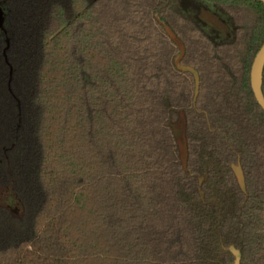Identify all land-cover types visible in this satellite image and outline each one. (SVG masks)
Wrapping results in <instances>:
<instances>
[{"label": "trees", "instance_id": "trees-1", "mask_svg": "<svg viewBox=\"0 0 264 264\" xmlns=\"http://www.w3.org/2000/svg\"><path fill=\"white\" fill-rule=\"evenodd\" d=\"M179 1L0 0V264H264V3Z\"/></svg>", "mask_w": 264, "mask_h": 264}, {"label": "rangeland", "instance_id": "rangeland-1", "mask_svg": "<svg viewBox=\"0 0 264 264\" xmlns=\"http://www.w3.org/2000/svg\"><path fill=\"white\" fill-rule=\"evenodd\" d=\"M176 9L189 16L210 41L222 43L233 38L232 17L218 0H180L176 4ZM2 19L0 16V24ZM171 130L176 143L178 159L183 162L187 157V147L182 115L172 121ZM0 202L14 212L21 209L19 201L9 190L0 188Z\"/></svg>", "mask_w": 264, "mask_h": 264}, {"label": "water", "instance_id": "water-1", "mask_svg": "<svg viewBox=\"0 0 264 264\" xmlns=\"http://www.w3.org/2000/svg\"><path fill=\"white\" fill-rule=\"evenodd\" d=\"M264 3V0H259ZM0 16L2 19V10L0 9ZM178 60V59H177ZM178 62V61H177ZM264 68V44L261 46L260 50L256 54L254 61L250 69V84L253 93L258 101V103L264 108V95L262 92V71ZM236 174L243 184V176L239 166H235ZM264 212V211H263Z\"/></svg>", "mask_w": 264, "mask_h": 264}]
</instances>
